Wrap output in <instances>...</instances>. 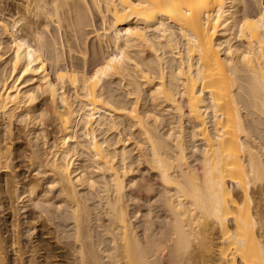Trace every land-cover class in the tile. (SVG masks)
Instances as JSON below:
<instances>
[{"label": "bare ground", "instance_id": "6f19581e", "mask_svg": "<svg viewBox=\"0 0 264 264\" xmlns=\"http://www.w3.org/2000/svg\"><path fill=\"white\" fill-rule=\"evenodd\" d=\"M70 1L90 2L102 20L95 36L107 51L91 70L63 66L42 35L19 37L20 20L0 19L12 40L8 72L0 42V117L41 125L29 167H43L48 187L59 189L54 218L74 224V242L57 237L74 255L70 264H264V214L254 210L264 201V0ZM80 13L76 28L86 23ZM112 79L129 101L105 90ZM45 122L56 130L50 145ZM1 133L0 264L62 262L66 253H55L43 231L24 245L21 223L10 220L13 192L41 215L51 214L53 197L37 181L9 187L17 156ZM128 143L159 179L162 214L150 198L126 192H152L127 182L138 162ZM81 189L98 191L96 218ZM93 220L104 238L95 239ZM27 223L34 232V217Z\"/></svg>", "mask_w": 264, "mask_h": 264}, {"label": "rangeland", "instance_id": "374dc122", "mask_svg": "<svg viewBox=\"0 0 264 264\" xmlns=\"http://www.w3.org/2000/svg\"><path fill=\"white\" fill-rule=\"evenodd\" d=\"M59 1H61V0H59ZM59 1L58 0H41V1L40 0H0V19L5 20V21L9 22L10 24H12L14 21L20 20V22L14 28L16 35L19 37H26L28 40H33V37L35 35H38V34L42 35L43 36V39H42L43 42L48 43V45H47V43H46V45L48 46V48H50V50H52L53 48H56V50H57L56 52L58 53V55L61 59L60 60L61 64L63 66H66L69 68H71L72 66H75L81 70H91L93 67L92 64L97 62L102 57L101 51H105V52L107 51L106 44L105 43H99L96 36H95V34H96L95 30L99 31V30H101V28L103 26L102 20H101L100 16L97 14V12L95 10H93L92 5L90 6V2L88 4L89 7L87 6L85 9H83L85 6L81 2L76 3L75 1L69 0L67 2H70L71 4L70 5L67 4L66 6H64L61 4V2L56 4V2H59ZM72 2H74V3H72ZM75 3H76L75 6H78V4L80 3L81 5L83 4L84 7L79 5L78 7L75 8V6L73 5ZM54 6L55 7L63 6V7L62 8L57 7L56 11H54L55 10ZM90 8H92V9H90ZM57 9L59 11V15H58ZM52 10L54 13H50V12H52ZM48 12H49V14H51V16L48 15ZM55 12H57L56 13L57 16L55 15ZM79 13L82 14L81 16H83V14L85 13L84 15H86V16H85V19H83V20H84V22H86L85 23L86 25L81 24L79 27L76 28L75 17H76V15H79ZM54 15L56 16V18ZM59 16H60L61 23L57 24L59 21V19H58ZM80 18L82 19V17H80ZM53 20L54 21L57 20V22H54ZM48 41L50 43H52V47L49 46L50 43ZM0 42L3 43V47H5V49H4V50H6L5 57L7 60L6 64H4L5 66H4V68H2V70L5 69L4 71L8 72L10 70L12 40L9 37L5 36L4 34H1V32H0ZM53 43L55 44V47L53 46L54 45ZM50 50L49 51L45 50V52L47 51V53H45V55L46 54L48 55ZM145 54H147V53L145 52ZM66 90L70 94L73 92L71 86H69L68 84L66 85ZM105 90L111 91L116 97H118L120 99L123 98V100L126 99L127 101H129V99L125 93V91L127 89L125 87H123V85H121V84L119 85L117 80L112 79L107 84H105ZM13 118L11 120H8L4 116L0 117V130H2V133H1L2 139L4 140L5 143L6 142L11 143V149L13 150V155L17 156V158L11 162L10 166H12V168H9L10 170L9 169L7 170V175H8V179L10 182L9 187L13 190L14 189L16 190V187L18 185H20V183H21V185H25L28 182L37 181L38 183H40L42 185L43 190L45 189L46 193H48L51 198L53 197L52 198L53 200L51 199V203L49 204L50 207L52 205L53 206L49 209L51 211V214L41 215L42 214V211H41L42 208L41 207L33 208L31 206H27L28 204H27V202H25L26 198H23L22 195H21V197H17L16 196L17 194L15 192H13L9 201L11 203L10 206L14 207L13 208L14 211H13L12 216L14 215L17 217H13V218L10 217V220H12V219L15 220V218H16V219H18L17 223L18 222L21 223L20 229H22V233H23V237H21V239H22L24 245H27V243L30 242V240L34 236L35 232L43 231L41 233H42V237L44 239V242H46V244L53 245V247H56L57 245H59L56 247L55 253H58V254H61V252L66 253L64 255H66L67 259H62V262L60 261V262L55 263V264H70V261L74 258L72 251L71 250L69 251L68 248L65 249V248H61V247L63 246L62 242H67V240H68V242H74L73 238H72V236H73L72 230H73L74 224L71 223V221H68L67 222L68 227H67L66 226L67 223H65L63 225V223H62L63 219L59 218L60 219L59 220L58 218H54L55 216L59 215V210L57 212L55 211V209L57 210L56 202H58V200H59V198H58L59 189L57 187L53 188V189H50L48 187V185L46 183H47V181H49V175H48V172L47 173L44 172L45 170L43 169V167L37 168L36 166H33V165H32V168L29 167V165H31V163L29 161L30 160L29 159L30 153L33 150H37L36 145L41 144L40 143L41 140L40 141L36 140L35 133H34L36 130L37 131L39 130L41 125H39L38 123L37 124L35 123V124L39 125V126H36L33 124H27L26 122H23V119L19 118L18 116L17 117L14 116ZM159 128L161 129L160 132L163 133L167 127L165 126L164 123H162ZM9 130H10V133H9ZM45 130L47 131L46 132L47 133L46 134L47 139L45 141L48 142V145H50L55 140L56 130H55L54 125H47V122H45ZM128 131H126L127 137H128V134H127ZM130 132H131L130 135L133 132V135L131 136L132 139L135 137L133 142H135V140H137V139L139 140L138 135L134 129L130 130ZM115 135H116V133L114 134L112 132L109 136H110V138H114ZM124 137H126V136L123 135V138ZM120 138H122V136ZM253 138H256V137L254 136ZM126 139L129 140V137ZM130 140H131V138H130ZM133 142H131V144L135 146V144H133ZM118 144L121 145V143H118ZM128 144H129V148L133 147L132 149L134 152L136 150V147L132 146L130 143H128ZM135 152H134L135 153L134 154L135 155L134 160L138 161V159L136 160V158H137V154H139V152H138V150ZM78 157H79L78 162H80V165L85 166L87 164V161H86L87 157H86L85 153L82 154L81 156H78ZM141 158L138 162L133 163L134 166H132V169L134 167L133 170H135V171H134V173L132 172L133 174L130 173V175H129L130 177L127 178V182L129 180H133V181H136L138 184L150 185L152 192H149L150 194L146 193L144 191L138 192L139 191L138 187L136 189L135 188L133 189V188H130L129 186H127L126 192H130V191H132V193L137 192L140 196H146V197L150 198L151 199L150 203L152 204L151 206H153V204H154V207H152V208L155 210L157 209L156 211H158L160 214H162L161 211L158 210L161 208L160 207L161 204L159 202V199H160L159 198V196H160L159 192L162 191V187L160 185V182H159L157 175L153 171L149 170V167H147L145 162H143L144 160ZM13 164L14 165L16 164L17 168H14ZM130 178H132V179H130ZM18 182H20V183L17 185ZM42 187H41V189H42ZM79 192L81 193V195L83 194L85 197H87V199L88 198L90 199V197L92 196V198L90 199L91 202H88V204L91 207L92 206L95 207V210L93 209V216L96 218L97 217L96 213L99 212V208H100V202H99L100 199L96 195V194H98L97 193L98 191L95 190V192H96L95 193L94 190L81 189V190H79ZM93 194H95V195H93ZM94 200H96V201H94ZM22 201L25 203H23ZM258 201H259V199H258ZM134 204H137V202H134ZM138 204H140V203H138ZM96 205L98 206V208ZM131 206H133V205H131ZM141 209H145L144 206H142ZM254 210H257V211L264 214V201L260 200L258 202V204L256 205V209L254 208ZM6 212H3V213L0 212V217L5 215ZM14 212H16V213H14ZM6 216L8 217V215H6ZM29 217L30 218L34 217V220H35L34 225H36V230L34 232L29 230V228H28L27 220L30 219ZM46 217L48 218V220L51 221V223H50V221L46 220L47 219ZM42 218L46 221L44 222V220ZM101 218H102V220L104 219L103 222L104 221H105V223L107 222L106 221L107 218L104 215H101ZM136 218L141 220L139 218V216H137ZM137 219L134 218V223H136ZM139 220L137 221L138 225L140 222ZM93 223H92L93 224L92 227L94 229V233L96 232L95 236H98V237H95V239H100L101 236H102L101 239L104 238V236L102 235L103 234L102 228L98 227V222L96 220H93ZM64 230H65V232H64ZM62 234H64V235H62ZM57 237H59L61 239V241H62L61 243L57 242V240L59 239Z\"/></svg>", "mask_w": 264, "mask_h": 264}]
</instances>
